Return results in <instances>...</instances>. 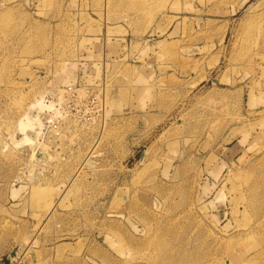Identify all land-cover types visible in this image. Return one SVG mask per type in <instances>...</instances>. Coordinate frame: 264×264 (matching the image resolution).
Listing matches in <instances>:
<instances>
[{
    "label": "rangeland",
    "instance_id": "1",
    "mask_svg": "<svg viewBox=\"0 0 264 264\" xmlns=\"http://www.w3.org/2000/svg\"><path fill=\"white\" fill-rule=\"evenodd\" d=\"M0 264H264V0H0Z\"/></svg>",
    "mask_w": 264,
    "mask_h": 264
},
{
    "label": "bare ground",
    "instance_id": "2",
    "mask_svg": "<svg viewBox=\"0 0 264 264\" xmlns=\"http://www.w3.org/2000/svg\"><path fill=\"white\" fill-rule=\"evenodd\" d=\"M247 190V189H246ZM246 198V197H245ZM245 201H246V199H245ZM246 209V208H245ZM260 224V223H259ZM252 231V230H251Z\"/></svg>",
    "mask_w": 264,
    "mask_h": 264
}]
</instances>
